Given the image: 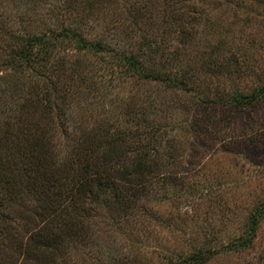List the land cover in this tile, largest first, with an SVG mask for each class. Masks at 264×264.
I'll list each match as a JSON object with an SVG mask.
<instances>
[{
  "label": "rangeland",
  "instance_id": "1",
  "mask_svg": "<svg viewBox=\"0 0 264 264\" xmlns=\"http://www.w3.org/2000/svg\"><path fill=\"white\" fill-rule=\"evenodd\" d=\"M181 4L191 32L184 42L174 32L175 20L163 21ZM136 7L143 13L133 19ZM63 24L103 40L110 49L139 55L151 69L183 78L182 69H189L186 77L194 88L125 75L117 65L106 67L96 54H69L87 82L73 90L67 130L57 117L51 122L52 158L74 150V128L118 123L129 108L145 111L148 120L160 125L165 154L161 175L148 181V193L137 206L123 216L104 205L83 220L82 234L71 236L66 251L69 264H170L199 249L210 253L199 264H264V213L249 231L250 214L264 200V97L244 108L227 102L234 90L250 93L264 83V0H0V140L1 111L18 94L11 89L21 86L20 93L30 95L22 73L3 63L7 44L15 35ZM142 35L150 42L138 49ZM168 51H176L175 61L166 59ZM213 57L226 60V68L214 67L208 60ZM195 92L226 95V103L208 111L214 127L202 108H190ZM22 100H14L13 113ZM29 107L25 123L32 125L37 116ZM234 240L244 243L235 247Z\"/></svg>",
  "mask_w": 264,
  "mask_h": 264
},
{
  "label": "trees",
  "instance_id": "2",
  "mask_svg": "<svg viewBox=\"0 0 264 264\" xmlns=\"http://www.w3.org/2000/svg\"><path fill=\"white\" fill-rule=\"evenodd\" d=\"M173 5L169 2V9ZM132 9L133 19L142 17L141 7ZM177 9L178 12L163 21L172 24L175 20L174 32L184 42L191 35L185 28L187 10L182 4ZM149 42L142 35L138 49ZM7 47L3 63L22 73L26 79L22 85L28 83L30 95H22L21 86L12 88L11 91L18 94L12 95V100L6 101V108L1 111L5 122L3 140H0V147L4 149L0 151V264H69L66 251L71 245V236L82 234L83 220L94 213V208L107 205L124 216L146 197L148 181L161 175V167L165 165V154L160 149V125L148 120L145 111L134 108L122 112L123 119L118 123L95 122L90 127L74 128L77 135L73 152L58 160L52 158L51 122L53 124V118L57 117L67 130V123H64L68 121L71 96L76 94L73 90L83 88V83L87 82L78 60L71 63L69 54H96L97 60L104 61L106 67L117 65L125 75H137L159 81L166 87L193 91L186 77L190 70L182 69L183 78L162 68L151 69L139 55L110 49L103 40L91 39L71 24L40 33L15 35ZM175 52L165 53L166 59L175 61ZM217 59L208 60L214 67L225 69L226 60ZM193 94L198 100L195 98L190 108H202L207 117L210 108L215 109L222 101L226 103V95ZM21 97L20 109L13 113L14 100ZM227 97L232 107L250 106L264 97V83L250 93L236 89ZM29 106L34 108L30 114L37 116L33 127L31 122L25 123ZM210 115L207 122L214 127ZM39 119L48 122L43 125ZM168 157L172 162V154ZM15 213L19 220L13 219ZM262 213L264 200L250 214L249 231L256 228ZM243 241L234 240L233 245L237 247ZM209 256L207 250L199 249L169 263L199 264ZM124 264L133 263L126 261Z\"/></svg>",
  "mask_w": 264,
  "mask_h": 264
}]
</instances>
